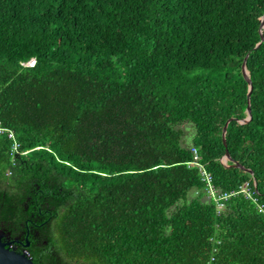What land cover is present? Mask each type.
Instances as JSON below:
<instances>
[{
	"label": "trees",
	"instance_id": "trees-1",
	"mask_svg": "<svg viewBox=\"0 0 264 264\" xmlns=\"http://www.w3.org/2000/svg\"><path fill=\"white\" fill-rule=\"evenodd\" d=\"M0 125L33 264H264V0H0Z\"/></svg>",
	"mask_w": 264,
	"mask_h": 264
},
{
	"label": "built area",
	"instance_id": "built-area-1",
	"mask_svg": "<svg viewBox=\"0 0 264 264\" xmlns=\"http://www.w3.org/2000/svg\"><path fill=\"white\" fill-rule=\"evenodd\" d=\"M2 136H5L10 141V155L12 157L11 162L13 161V157L19 154H26L19 152V144L17 143L15 136L12 131L3 128L0 125V138ZM192 161L188 163V166H193L197 168L199 176L201 178V181L205 185V193L207 198H211L215 202V206L217 211H221L223 209L222 202L225 201L230 196L236 195V194H242L245 198L249 200L255 201V191H253L248 184H244L239 188V191L231 193V194H220L217 192V190L212 185V177L210 174L205 170L204 166L199 163V156L197 155V151L195 149H192ZM9 175V173H7ZM257 210L260 214L264 216V207L261 205H257Z\"/></svg>",
	"mask_w": 264,
	"mask_h": 264
},
{
	"label": "water",
	"instance_id": "water-1",
	"mask_svg": "<svg viewBox=\"0 0 264 264\" xmlns=\"http://www.w3.org/2000/svg\"><path fill=\"white\" fill-rule=\"evenodd\" d=\"M243 74L245 78L248 80V94L247 98H249V93L251 90V83L249 82L248 72L245 69V65H243ZM250 118V109L247 107V117L241 122L246 123ZM226 126L224 127L223 137L225 134ZM224 140V139H223ZM229 160V155L226 153L223 158V163ZM235 167L244 170L242 167L235 165ZM248 173L251 174L250 171L247 170ZM3 234L0 233V264H33L31 259L26 255L25 252H17L14 249L9 248V243H5L2 241Z\"/></svg>",
	"mask_w": 264,
	"mask_h": 264
},
{
	"label": "rangeland",
	"instance_id": "rangeland-1",
	"mask_svg": "<svg viewBox=\"0 0 264 264\" xmlns=\"http://www.w3.org/2000/svg\"><path fill=\"white\" fill-rule=\"evenodd\" d=\"M33 65V61H29V63L27 62L26 64H24V66H32ZM182 130L184 131V137L182 138V144L184 146H188L191 143L192 138L194 137V130L192 128V126L190 125H185L182 127ZM189 199L193 196V193H189Z\"/></svg>",
	"mask_w": 264,
	"mask_h": 264
},
{
	"label": "flooded vegetation",
	"instance_id": "flooded-vegetation-1",
	"mask_svg": "<svg viewBox=\"0 0 264 264\" xmlns=\"http://www.w3.org/2000/svg\"><path fill=\"white\" fill-rule=\"evenodd\" d=\"M2 241L5 243H9V248L14 249L15 251L18 252V250H17L18 245H16V242H18L17 238L11 239L9 236L5 235V236H3Z\"/></svg>",
	"mask_w": 264,
	"mask_h": 264
},
{
	"label": "bare ground",
	"instance_id": "bare-ground-1",
	"mask_svg": "<svg viewBox=\"0 0 264 264\" xmlns=\"http://www.w3.org/2000/svg\"><path fill=\"white\" fill-rule=\"evenodd\" d=\"M29 63V62H28Z\"/></svg>",
	"mask_w": 264,
	"mask_h": 264
}]
</instances>
